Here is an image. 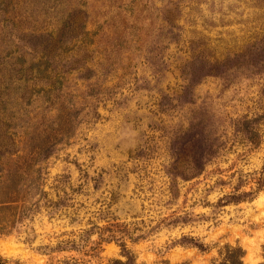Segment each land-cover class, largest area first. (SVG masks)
<instances>
[{"label": "rangeland", "instance_id": "374dc122", "mask_svg": "<svg viewBox=\"0 0 264 264\" xmlns=\"http://www.w3.org/2000/svg\"><path fill=\"white\" fill-rule=\"evenodd\" d=\"M18 156L1 264H264V0H0Z\"/></svg>", "mask_w": 264, "mask_h": 264}, {"label": "trees", "instance_id": "16d2710c", "mask_svg": "<svg viewBox=\"0 0 264 264\" xmlns=\"http://www.w3.org/2000/svg\"><path fill=\"white\" fill-rule=\"evenodd\" d=\"M39 171L36 160H21L20 156L6 163L0 161V188L6 199L0 201V231L8 232V228L13 222L14 209H16L14 200L21 193H25L27 201L33 194V191L39 194L41 190L42 177H34ZM28 210V208L23 211ZM244 251L241 247H228L225 261L218 264H244ZM1 264V263H0ZM15 264H22L16 262ZM111 264H127L121 260H114Z\"/></svg>", "mask_w": 264, "mask_h": 264}]
</instances>
